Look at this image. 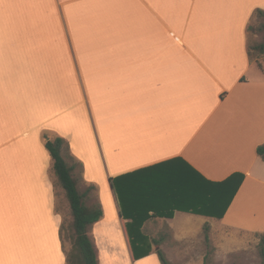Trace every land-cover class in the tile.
Here are the masks:
<instances>
[{"label":"crops","instance_id":"crops-1","mask_svg":"<svg viewBox=\"0 0 264 264\" xmlns=\"http://www.w3.org/2000/svg\"><path fill=\"white\" fill-rule=\"evenodd\" d=\"M27 2L38 20L0 21V264H33L31 240L17 255V237L32 234L33 205L40 200L33 199V159L51 213L47 220L60 234L48 174L53 160L41 131L51 128L70 139L76 153L61 120L64 102L68 110L82 105L95 132V114L107 117L98 159L131 256L125 227L131 218L119 206L120 218L111 178L163 163L154 172L182 174L184 182L202 176L223 181L237 172L243 179L221 218L176 208L172 217L150 211L143 228L150 219L174 221L186 212L203 216L215 230L236 233L241 242L242 235L264 232V159L257 153L264 143V68L248 51L249 19L264 10V0L251 5L242 28L237 19H224L222 0ZM206 42L221 50L230 45L221 54L197 53ZM253 65L259 71L249 75ZM101 245L98 252L121 247L116 241Z\"/></svg>","mask_w":264,"mask_h":264},{"label":"rangeland","instance_id":"rangeland-1","mask_svg":"<svg viewBox=\"0 0 264 264\" xmlns=\"http://www.w3.org/2000/svg\"><path fill=\"white\" fill-rule=\"evenodd\" d=\"M222 1V4H219L228 11L224 19L229 22L236 21L237 19L239 24L241 22L240 27L242 28L243 21L246 19L244 15L250 10L251 5L259 0H246L248 5L247 10L244 8L245 4L243 0H239L238 2L235 0L233 2ZM29 6L30 4L27 0H3L0 3V21L38 20L37 16L34 18L35 16L28 11ZM199 15L207 18L211 16V14L201 13ZM230 31V28H228L222 30L221 34L224 37H228L230 36ZM260 44H264V15L255 11L249 19L248 47L252 53L250 56L251 61L257 66L264 68V51H259ZM222 45L223 50H221V45H211L209 42H206L199 47L198 52L194 51L197 53L210 52L221 54V52H226L230 44L225 43ZM257 66L253 65L249 71V75L258 73L259 69ZM71 101L69 99V102ZM65 107L64 102L65 112L61 120L65 127L68 126L67 129L73 134L76 153L71 152L78 161L74 170V176L78 180L80 191L86 194L85 199L88 205H100L104 212L103 217L91 225L92 228H89L88 233L92 237L96 247L101 244V247L104 244L109 245L110 242L114 241L118 242L121 246L109 245L112 250H106L107 248H103L106 250L104 252L100 250L98 252L100 264H163L157 252L159 249L163 251L165 257L172 264H263L259 244L260 237L256 236L255 233H250L246 236L242 235L241 239L246 240V242H241L237 238L236 233L224 231L222 228L215 230L210 221L204 222L203 216L190 215L186 212L176 213L174 221H167L163 218L156 221L152 219L147 221L146 226L140 228L139 239H137L136 243L134 242V246L131 245V256L117 216L109 179L105 176L102 163L98 159L101 158L103 160L100 151V141L102 143L105 139L104 126L108 122V120H105L107 117L104 116V120H100L98 117L96 118L95 114L98 127V131L95 132L92 123L84 116V107L82 105H76V107L69 110ZM50 112L52 113V110ZM106 127H110V130H112V123L107 124ZM41 133H43L41 134V140L44 145L45 134L50 138L62 136L58 132L52 131L51 128L43 129ZM98 139H100L99 142ZM69 140L68 142L71 145ZM103 149L105 154L109 156L111 151L106 148V144H103ZM39 174L40 171L36 168V163L33 159V199L37 198L36 200H40L36 202L37 204L33 205L32 234L30 236L28 234L26 236L21 234L20 237H17V255H19V250H23L26 239V243H28L27 240L32 241L33 264H80L72 258V255H76L74 218L65 190L55 174L53 161L49 167L48 174L54 187L55 209L61 215L60 234H56L57 231L52 221L47 220L50 219L51 213L50 211L47 213V205H44L42 177ZM44 178L45 175L43 174V180ZM37 180L40 182L39 187L35 184ZM90 185L93 188H90ZM115 192L121 208L116 188ZM98 222L101 225L95 227V224ZM129 223L130 220L125 222L127 234H129ZM155 239H161L162 243L156 245ZM233 240H236L237 243L241 242V244L237 245V243L232 242ZM60 243L63 245L67 259L66 257L64 259ZM157 246L159 248L155 251L154 249ZM152 253L153 255L149 257Z\"/></svg>","mask_w":264,"mask_h":264},{"label":"trees","instance_id":"trees-1","mask_svg":"<svg viewBox=\"0 0 264 264\" xmlns=\"http://www.w3.org/2000/svg\"><path fill=\"white\" fill-rule=\"evenodd\" d=\"M256 12L264 15L263 9H257ZM248 51L251 56V50ZM259 51H264V44L259 45ZM44 137L45 146L53 160L55 174L65 190L74 218L76 255H72V258L80 264H100L97 247L88 231L93 223L103 217V209L100 205H88L86 194L80 191L78 180L74 176L78 161L71 152L68 140L63 136L50 138L45 134ZM257 153L264 159V143L257 147ZM165 165L166 163L158 164L111 178L119 194L122 213L124 217L131 218L128 224V238L133 246L139 239L140 228L151 216L150 211H154L155 216L172 217L176 208L221 218L243 179V174L237 172L223 181H211L202 176L201 181L190 178V181L184 182L180 178L182 174L179 177L173 173L170 178L167 173L154 172L161 170ZM188 183L189 186H186ZM90 188L93 186L90 185ZM256 236L260 237L264 264V232H257ZM161 243V239H155L156 245ZM157 252L163 264H172L161 249ZM136 256L139 257L138 254Z\"/></svg>","mask_w":264,"mask_h":264},{"label":"water","instance_id":"water-1","mask_svg":"<svg viewBox=\"0 0 264 264\" xmlns=\"http://www.w3.org/2000/svg\"><path fill=\"white\" fill-rule=\"evenodd\" d=\"M112 190H113V193H114L115 202H116V205H117V208H118V212H119L120 218H122V217H121V212H120V209H119L118 199H117V196H116V194H115V192H114L113 186H112ZM158 248H159V247H158ZM158 248H156V249H158Z\"/></svg>","mask_w":264,"mask_h":264}]
</instances>
